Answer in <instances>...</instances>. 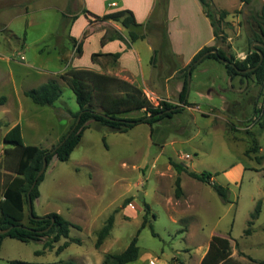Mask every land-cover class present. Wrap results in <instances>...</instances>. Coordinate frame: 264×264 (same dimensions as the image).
Here are the masks:
<instances>
[{
	"label": "rangeland",
	"instance_id": "rangeland-1",
	"mask_svg": "<svg viewBox=\"0 0 264 264\" xmlns=\"http://www.w3.org/2000/svg\"><path fill=\"white\" fill-rule=\"evenodd\" d=\"M92 1L100 5L99 0ZM113 1L118 0H109ZM83 9L84 0H0V97H7L5 105L0 106V166L6 148L4 134L11 125L21 124L26 145L53 150L74 124L79 106L73 91L61 79V55L72 49L78 55L71 27L74 17L81 15L74 26L80 38L86 24ZM256 10L261 9L250 10L239 23H224L225 40L215 41L214 46L229 57L244 60L250 47L257 45L250 43L258 30L252 18ZM92 20L96 28L105 26V21ZM89 33L90 29L85 30V36ZM201 33L196 43L206 39ZM187 38L185 33L184 43ZM77 46L81 48V44ZM91 49L89 46L80 65H91ZM157 60L161 67L168 66L167 76L177 71L169 81L172 93L178 81L184 86L191 63H186L187 57L164 60L160 54ZM226 73L218 61L205 60L196 65L188 97L189 102L197 104L153 126L141 123L127 133H119L90 122L68 161L52 159L39 188L41 197L34 202L39 217L56 213L68 220L73 225L70 238L46 248L45 243L53 236L29 243L8 237L2 244L0 264H62L69 260L103 264L107 255L125 251L137 235L145 215L144 204L150 206L148 226L138 236L139 259L130 264H178L177 259L185 264H201L215 235L231 241L233 258L241 264H262L264 87L254 76L230 81ZM52 80L62 89L53 107L36 105L24 95ZM222 88L232 93L221 92ZM146 89L155 105L162 100L180 105L177 92L155 95ZM143 116L140 112L131 114L133 118ZM170 160L198 174L211 173L214 183L229 188L230 203H224L210 185L186 173L181 175L184 194L177 198L179 174ZM238 164L244 165L246 172L230 180L227 173ZM0 173L7 172L0 169ZM128 200L130 203L124 207ZM260 201L262 212L253 218ZM25 214L24 224L30 225L27 204ZM112 214L113 230L97 247L98 233Z\"/></svg>",
	"mask_w": 264,
	"mask_h": 264
},
{
	"label": "trees",
	"instance_id": "trees-1",
	"mask_svg": "<svg viewBox=\"0 0 264 264\" xmlns=\"http://www.w3.org/2000/svg\"><path fill=\"white\" fill-rule=\"evenodd\" d=\"M199 1L213 27L215 40H225V32L222 26L226 23L225 20L228 12L217 10L211 0ZM243 1L248 2L249 0ZM168 6L169 0H156L155 12L145 26L138 24L134 14L129 10L112 12L102 17L89 14L86 11L84 13L91 15L95 20L114 21L121 24L122 27L128 30L129 40L132 43L145 39L154 30L163 34L164 43H169L167 36ZM77 17L75 16L74 19H77ZM252 18L258 30L253 32L250 43H260L254 49L261 51L264 55V7L260 12L255 13ZM141 30L142 32H140ZM115 39L125 40L124 36L118 30H113V32L112 30H107L103 38V43ZM77 45V41L74 40L76 51L81 56L82 50ZM215 49L218 51L217 54L212 53ZM207 53L209 54L199 64L205 60H214L222 63L220 59H225L229 64H222L225 66L227 75L231 79L236 77L251 79L254 76L258 85L264 87V60L257 67L261 61V55L254 51L253 47H250L249 53L244 60H237L235 56L229 57L223 49L217 48L216 46L205 47L194 56L188 68L192 66V70H194L195 66L198 65L197 62ZM101 55L103 54H93L92 60L96 61L97 57ZM109 56L114 61H117L121 54L118 53ZM156 57L157 51H155L151 59V64L155 65ZM253 68L256 69L250 71ZM61 79L73 91L79 106V111L74 115L75 122L70 130L75 126L79 116L81 119L70 137L56 152L53 154L51 150L42 149L35 145H26L20 124L11 128L3 138L6 148L4 150L3 164L0 166V169H3L7 173L2 175L0 173V231H8L5 234H0V250L3 240L8 237L23 243H29L32 241H42L45 237L53 236L51 241L45 243L46 248H52L54 243L59 242L62 238H70V228L73 225L60 214L52 213L43 217V219H36L39 216L35 212L34 202L41 196L39 188L44 181L45 174L38 179L33 189L32 186L38 173L43 168L45 158L48 161V165L54 157L61 162H66L70 159L71 155L81 143L90 122H95L100 127H108L119 133H127L130 129H133L141 123L153 126L161 120L172 119L176 114L184 112L186 107L192 105L189 104L187 98L188 73L186 74L184 86L180 93V105H173L164 100L159 101L158 105H155L150 101L144 90L137 85L116 76L101 74L90 69H71L65 74H62ZM24 95L36 105L53 107L62 96V89L57 81L52 80L36 89L25 91ZM6 102V96L0 97V106L5 105ZM135 112L144 113V116L141 118L131 117V114ZM66 135L62 137L61 141L65 139ZM170 163L180 175H178L176 180L175 195L177 198H181L184 194L181 175L186 173L191 178L210 185L224 203H230L229 188L214 183V176L211 173L198 174L181 163L173 160H170ZM28 194H30L33 202V215L35 218H32L29 214L30 225H25L26 204L29 210ZM129 203L130 200L126 201L124 207H127ZM262 205L263 202H258L252 216L253 218L260 216ZM144 209L145 215L142 226L138 230L137 235L132 239L130 245L121 254L107 255L103 264H130L139 259L140 247L138 246V236L148 226L150 206L144 204ZM47 217L49 218L47 219ZM114 223L115 215L112 214L108 218L106 225L98 233L97 247H100L108 238L113 230ZM150 227L153 228L152 225ZM153 234L154 236L157 235L155 232ZM176 261L178 264H185L181 259H177ZM10 264L37 263L11 261ZM62 264L78 263L69 260L62 262ZM201 264L241 263L233 258L231 241L228 238L215 235L210 241L208 250L201 260Z\"/></svg>",
	"mask_w": 264,
	"mask_h": 264
},
{
	"label": "crops",
	"instance_id": "crops-1",
	"mask_svg": "<svg viewBox=\"0 0 264 264\" xmlns=\"http://www.w3.org/2000/svg\"><path fill=\"white\" fill-rule=\"evenodd\" d=\"M99 1L100 5L92 0H84L83 10L89 12V14H94L100 17L112 12L129 10L134 14L136 22L142 26H145L152 18L156 7V0H118L111 3L109 0ZM211 1L217 10L228 12V16L225 20L227 23H239L242 16H247L250 14V10L259 8L262 9L264 7V0H249L248 2H244L243 0ZM112 3H116V7L110 8V4ZM114 8L117 10L112 12L109 11V9ZM236 12H239V14L236 15ZM256 12L258 11L256 10ZM89 14L84 16L86 24L83 25L84 29L80 38L76 36L74 26L81 19V15H78L77 19L73 21V25L71 27V37L74 38V40H76L79 45L81 44L82 54L81 56H75V53L72 49L71 53L67 52L64 55H61V74H65L71 69H90L101 74H108L123 80H127L142 88L144 92L147 91L146 88H149L151 92H156L154 93L155 95L160 94L169 96L170 94L173 95L175 92H177L178 97H180V93L183 89L182 82H177L176 90H174L173 93L169 86V81L175 77L177 71H175L173 76L169 77L165 74L168 66L163 65L161 67V65L158 64V60H156L155 65L151 64V59L154 56L155 51H157V59L158 55L160 54L164 60L167 59V57L175 59H183L187 57L186 63H190L194 56L198 54L203 48L214 46L216 41L213 27L211 26L210 20L205 14V10L199 0H169L167 22V36L169 43H164L163 34L155 30L148 34L145 39L130 43L128 30L122 27L121 24L114 21H105L103 23L106 27L104 26L103 28H96L94 27V23L96 21L92 20L93 18ZM87 29H90L91 33L85 36V30ZM109 29L112 30V32L113 30H118L124 36L125 40L115 39L108 40L103 43V38ZM201 32H203L207 37L203 41L196 43ZM185 33L188 34L187 43H184L182 40ZM196 34L198 35L196 36ZM139 42L146 44H144L145 46H141L139 45ZM72 43L74 46V41H72ZM89 46L92 47L90 50L91 60L93 54L103 55L97 57L96 61L92 60L90 66L84 67L80 65V63L83 60ZM118 53L121 54V56L117 61H114V59L109 56ZM144 59L147 60V69L144 68ZM228 78L230 81H232L229 76ZM221 92L230 91L222 88ZM189 104L197 103L189 102ZM208 106L216 107L213 105ZM216 108L224 112L227 111L222 110L219 107ZM187 110L192 113L196 112L194 109L190 108ZM17 124L20 123L11 125L5 132L4 136ZM245 172L246 167L242 164H238L231 171H229L227 175L230 177V180H232L237 179L239 176L241 177ZM44 215H42V217ZM1 251L2 245L0 255Z\"/></svg>",
	"mask_w": 264,
	"mask_h": 264
},
{
	"label": "water",
	"instance_id": "water-1",
	"mask_svg": "<svg viewBox=\"0 0 264 264\" xmlns=\"http://www.w3.org/2000/svg\"><path fill=\"white\" fill-rule=\"evenodd\" d=\"M255 44H260V43H258V42H254ZM253 47V50L254 51H256V52H258L260 55H261V61H260V63H259V65L257 66V67H259L261 64H262V62H263V60H264V55H263V53L261 52V51H258V50H256V49H254V46H252ZM217 49H215V50H213L212 51V53H214V54H217ZM209 53H207L205 56H203L198 62H197V64H199L207 55H208ZM220 61L223 63V64H229V62L227 61V60H225V59H220ZM256 67V68H257ZM256 68H253L252 70H250V71H253V70H255ZM192 66H190L189 68H188V94H187V98H188V96H189V91H190V84H191V78H192ZM80 119H81V117L79 116V118H78V120H77V122H76V124H75V126L68 132V134L66 135V137H65V139L63 140V141H61L53 150H51V153H55L56 152V150L70 137V135L73 133V131L76 129V127L78 126V124L80 123ZM47 168H48V161H47V159L45 158L44 159V164H43V168L41 169V171L38 173V175H37V177H36V180H35V182H34V184H33V186H32V189L36 186V184H37V181H38V179L43 175V174H45V172H46V170H47ZM140 199L141 200H143L144 199V197H143V195L141 194L140 195ZM28 200H29V214H30V216L32 217V218H35L34 217V215H33V212H34V207H33V202H32V199H31V197H30V194H28ZM49 217H47V219H48ZM36 219H43V217H38V218H36ZM53 222H54V220H53ZM8 231V230H7ZM7 231H0V234H5Z\"/></svg>",
	"mask_w": 264,
	"mask_h": 264
},
{
	"label": "built area",
	"instance_id": "built-area-1",
	"mask_svg": "<svg viewBox=\"0 0 264 264\" xmlns=\"http://www.w3.org/2000/svg\"><path fill=\"white\" fill-rule=\"evenodd\" d=\"M110 7H116V3L110 4ZM22 59H24V57H22Z\"/></svg>",
	"mask_w": 264,
	"mask_h": 264
}]
</instances>
